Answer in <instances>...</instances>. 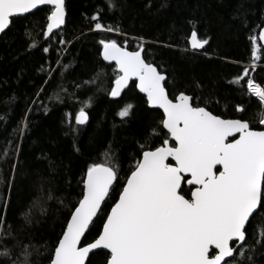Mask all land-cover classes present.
Listing matches in <instances>:
<instances>
[{
  "label": "snow or ice",
  "instance_id": "obj_1",
  "mask_svg": "<svg viewBox=\"0 0 264 264\" xmlns=\"http://www.w3.org/2000/svg\"><path fill=\"white\" fill-rule=\"evenodd\" d=\"M104 5L109 12L118 10L116 0H104ZM44 7L48 14L41 34L49 46L42 47V51L49 53L54 40L60 45L71 44L73 41L64 38L66 0H0V34L7 35L16 19L27 18ZM103 11V7H98L89 18L92 24L89 32L125 37L123 43L113 38L98 40L99 56L113 67L114 78L107 95L121 98L134 86L145 95L150 109L162 110L161 118L137 138V150L129 161H122L119 150L109 143L102 153L103 159H94L81 170L76 182L80 187L76 201L68 206L69 213L57 239L45 245L47 264H93L97 256L103 257V264H264L256 259L264 257V118H241L247 111L244 104L235 105L237 118H223L211 110L210 98L180 90L170 96L163 66L146 58L148 53L143 42L137 44L136 50H129L127 34L118 24L104 23ZM257 29L258 37L249 38L254 62L249 66L241 64L242 71L229 83L241 92L246 91L249 98H256L264 107V85L251 75L256 69L255 61L264 59L258 54L264 45L258 47L256 43L257 38L264 41V24L257 25ZM24 35L31 38L32 30L26 27ZM210 39L199 36L193 27L186 43L192 51L203 50V54L208 55L206 45ZM36 47L40 45L33 41L26 50ZM67 50H57L58 58L54 61L57 67L41 65L46 79L35 93L36 99L30 102L33 107L26 109L17 124L19 136L31 130L29 114L33 110L43 108L45 114L50 110L40 97L44 86L57 74L63 78L73 67L63 64L59 58V53ZM106 76L105 68L100 67L92 78L73 84L75 89L83 90L98 81L103 83ZM196 86L200 87L198 83ZM58 88L66 95H76L75 91L69 94L62 85ZM48 100L64 103L59 93L49 96ZM93 101L94 98L89 97L74 113H64L65 135L72 136L71 147L75 154L82 153L76 137L89 123L86 108H90ZM2 102L14 104L15 96ZM134 108V104L127 103L117 111L121 123L126 122L125 118L132 115ZM10 112L9 107L0 115V122L7 123ZM154 137L159 138L158 143L153 144ZM10 151L15 153L11 166L14 173L19 144L14 150L5 147L0 159H7ZM125 162L128 163L126 169ZM62 166L49 160L53 171ZM14 179V175L11 176L7 185L8 199L0 204V257L7 264H31V245H25L17 257L13 254L14 246L2 243L12 238L7 208ZM68 184L70 187L71 181ZM113 194L114 202L110 211L105 212ZM53 198L49 191L46 199ZM39 203V199L34 200L32 207ZM43 214H47L46 210ZM102 216V227L89 240L96 221ZM24 220L28 224L33 222L31 209L24 213Z\"/></svg>",
  "mask_w": 264,
  "mask_h": 264
},
{
  "label": "trees",
  "instance_id": "obj_2",
  "mask_svg": "<svg viewBox=\"0 0 264 264\" xmlns=\"http://www.w3.org/2000/svg\"><path fill=\"white\" fill-rule=\"evenodd\" d=\"M116 3L118 10L109 12L104 0H66L64 38L73 42L60 45L54 40L47 54L42 47L49 46V42L41 34L47 23V7L34 15L29 14L27 18L16 19L7 35L0 37V115L11 108L7 123L0 122V155L5 147L11 150L17 144L20 147L14 173L11 167L14 151L9 152L7 159H0V204L8 199L7 185L10 177H15L7 208L8 230L12 238L2 243L14 246L13 254L17 257L25 245H31V264H47L45 245H51L57 239L68 216V206L76 201L80 191L76 182L80 179L81 170L92 160L103 159L102 153L109 143L119 150L122 161H129L137 150V138L146 127L161 118L162 111L150 109L145 96L134 86H130L121 98L107 95L114 78L113 67L99 56L98 40L113 38L123 43L125 37L89 32L92 27L89 18L98 7L104 9V23L118 24L127 34L129 49L136 50L137 44L143 42L148 53L146 58L163 66L169 80L167 89L170 96L180 90L210 98L211 110L223 118H237L239 114L234 111L237 104H244L247 109L241 118H264V107L257 103V99L249 98L246 91L241 92L236 85L229 83L242 71L241 64L249 66L254 62L249 38L258 36L257 25L264 24V0H116ZM26 27L32 30L31 38L24 35ZM193 27L199 36L211 38L206 45L208 55H204L203 50L192 51L186 43ZM77 37H80L78 41ZM139 38H143L142 41ZM33 41L40 47L27 51ZM256 43L261 46L259 39ZM63 48L68 50L60 52L59 58L63 64L73 67L64 73L63 78L57 74L44 86L40 100L50 110L47 114L43 108L33 110L29 114L31 130L21 137L16 131L17 124L26 109L33 107L30 102L36 99L35 93L46 79V74L40 70L41 65L44 68L49 64L57 67L54 63L58 58L57 50ZM260 55L264 58V49ZM255 63L257 66L251 75L253 73L255 81L264 85V59ZM100 67L107 72L103 83L98 81L83 90L75 89L74 81L92 78ZM197 83L200 87L196 86ZM58 85L66 88L69 94L75 91V97L59 92ZM57 93L64 103L48 100L49 96L54 97ZM12 95L15 96L14 104L2 102ZM89 97L94 98L92 106L86 108L90 120L76 137L82 153L75 154L71 147L72 136L65 135L67 128L62 120L65 112L74 113ZM127 103L134 104L135 108L132 115L125 118L126 122L121 123L116 113ZM152 142L158 143L159 138L154 137ZM49 160L63 166L53 171ZM123 167L126 169L128 163L125 162ZM68 181H71L70 187ZM49 191L54 197L50 201L46 199ZM36 199L40 203L32 207ZM114 199L115 194L113 200L108 201L105 212L110 211ZM29 209L33 217L31 224L24 220V213ZM45 210L46 215L43 214ZM103 218L96 221L89 240L102 227ZM256 259L264 262V257ZM0 264H7L3 257H0ZM93 264H103V257H94Z\"/></svg>",
  "mask_w": 264,
  "mask_h": 264
},
{
  "label": "water",
  "instance_id": "obj_3",
  "mask_svg": "<svg viewBox=\"0 0 264 264\" xmlns=\"http://www.w3.org/2000/svg\"><path fill=\"white\" fill-rule=\"evenodd\" d=\"M66 17H67V12H66ZM2 36V34H0V37ZM260 41V40H259ZM260 44L261 45H264V41H260ZM129 50H131V49H129ZM130 84H131V82H130ZM144 95V94H143ZM145 96V95H144ZM87 111V110H86ZM162 111V110H161Z\"/></svg>",
  "mask_w": 264,
  "mask_h": 264
},
{
  "label": "rangeland",
  "instance_id": "obj_4",
  "mask_svg": "<svg viewBox=\"0 0 264 264\" xmlns=\"http://www.w3.org/2000/svg\"><path fill=\"white\" fill-rule=\"evenodd\" d=\"M258 37V36H257ZM257 46L259 47V44H257ZM259 55H260V52L258 53ZM256 66H257V64H256Z\"/></svg>",
  "mask_w": 264,
  "mask_h": 264
},
{
  "label": "bare ground",
  "instance_id": "obj_5",
  "mask_svg": "<svg viewBox=\"0 0 264 264\" xmlns=\"http://www.w3.org/2000/svg\"><path fill=\"white\" fill-rule=\"evenodd\" d=\"M258 83V82H257Z\"/></svg>",
  "mask_w": 264,
  "mask_h": 264
},
{
  "label": "built area",
  "instance_id": "obj_6",
  "mask_svg": "<svg viewBox=\"0 0 264 264\" xmlns=\"http://www.w3.org/2000/svg\"><path fill=\"white\" fill-rule=\"evenodd\" d=\"M260 46V45H259Z\"/></svg>",
  "mask_w": 264,
  "mask_h": 264
}]
</instances>
